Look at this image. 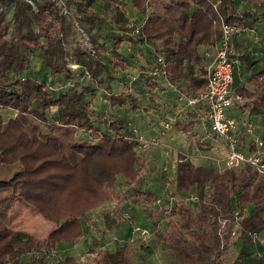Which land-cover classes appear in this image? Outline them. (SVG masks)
I'll use <instances>...</instances> for the list:
<instances>
[{
    "label": "trees",
    "instance_id": "16d2710c",
    "mask_svg": "<svg viewBox=\"0 0 264 264\" xmlns=\"http://www.w3.org/2000/svg\"><path fill=\"white\" fill-rule=\"evenodd\" d=\"M31 1L0 0V105L17 111L7 122L0 117V170H11L0 175V264H45L59 244L84 237L88 210L126 200L117 189L119 175L131 183L136 199L153 200L156 192L142 179L140 135L127 115L153 97L158 75L202 93L208 81L206 51L218 43L223 20L243 30L264 25V0H129L143 15L142 22L131 24L120 5L126 0H61L77 14L89 47L70 43L73 23L56 0ZM243 1L247 6L239 9ZM3 5L14 7L12 18ZM110 23L129 35L102 33L101 26ZM125 42L130 50L122 48ZM138 54L152 66L134 65ZM239 56L233 85L243 100L235 103L264 115V50L258 57L250 50ZM56 74L66 78L65 86L51 85L48 78ZM114 79L119 92L113 90ZM100 89L105 108L94 104ZM174 125L187 132L193 121ZM174 184L184 192L195 188L197 201L183 197L168 212L160 207L149 214L156 226L168 218L155 237L169 246L173 264H225L232 236L243 239L241 262L233 264H264V247L250 237L252 231L264 233V174L247 163L221 170L180 155ZM19 197L54 223L45 238L12 227L10 211ZM237 222L240 230L233 234ZM137 249L135 240L112 250L94 238L82 256L66 255L52 264H132ZM134 264H141L139 258Z\"/></svg>",
    "mask_w": 264,
    "mask_h": 264
},
{
    "label": "rangeland",
    "instance_id": "374dc122",
    "mask_svg": "<svg viewBox=\"0 0 264 264\" xmlns=\"http://www.w3.org/2000/svg\"><path fill=\"white\" fill-rule=\"evenodd\" d=\"M28 1L32 2L31 0ZM56 1L61 6L62 11L68 15V18L73 23V32L69 35L70 43L73 45L75 42H79L90 47L91 45L89 43L88 36L86 32H84V30L81 28L80 23H78L77 21V14L73 10H71V12L67 11L68 7L64 5L63 1ZM247 3L248 1L241 2L239 4V9H244L247 6ZM120 5H122L126 9L127 21L129 24H131L135 20L142 22L143 15L133 8L129 0H126V3H121ZM2 8L7 10L8 17L12 18L14 7H7L3 5ZM110 24L102 25L100 28L101 32L105 34L109 31L117 33L124 32L129 35V33H127L126 31H121L116 26ZM14 27L15 24H13L11 28V33L14 32ZM243 32V40L248 46L252 47V51L260 53L261 49L264 50V46H262L264 45L263 24H258L255 29H244L240 33ZM100 39L103 38L100 37ZM129 47L130 46L128 42H125L122 45V48L125 50H130ZM137 62L140 65L145 64V62L141 63L139 58ZM68 65H70V67L73 69L79 68L78 65L73 63L72 61H69ZM43 68L45 67L42 64V76H44V72H46ZM106 78L107 77H104L105 80ZM16 114V110L12 108L2 107L0 105V117H2L5 122L14 117ZM187 137L189 138V135ZM144 138H141V140ZM144 141L142 143L139 141L138 143V147L140 150V160H142L143 158L144 151H152L154 150L153 148L157 145V143H155L156 145H154L152 140H148V146H145ZM154 141H158V138H156V140ZM195 141H197L198 145H201V147H205V145L207 144L204 141ZM168 146V151H172L174 147L172 145ZM169 158V161L166 162L160 169V172H162L161 174L159 173V170H157V163L153 162L146 168L145 172L142 175V179H144L145 181V187L150 188L151 190L155 181L160 180L162 182L161 191H156V197L151 201H146L143 196L142 198L136 199V195L131 183L127 180L126 177H124V175H119L117 181V189L121 194L126 196V200L123 201L120 205L115 200L107 201L96 207V209L93 208L94 210H88V216L90 217V219L85 223V230L87 233L79 241V244H83V242H85L87 238L93 237L99 240L100 247L105 246L107 248L111 247L114 249V247L119 246L120 244L125 242V240H135L138 249L136 250V253L133 257L132 264H134L136 258H139L141 264H173V257L169 246H167L163 242L157 241L155 237L156 228L164 229L168 223V218L163 217L159 225L156 226L151 221L149 214L151 210L157 208V205L159 204H156L157 198H161V205L162 207L166 208L167 206H172L175 200L181 199L183 197H187L191 203H195L197 200L194 196H196L197 192L195 188H193L190 192H184L175 188L174 179L176 177L177 163L180 160V155H177L175 157L169 156ZM211 158L212 157L202 159L195 158L193 160L197 163L213 164L219 168V165L223 162V159L221 158L218 162V160L210 161ZM154 160L156 161L157 159ZM166 165L168 168L165 169ZM9 172H11V170L3 169L0 170V175H7V173ZM163 181L165 183H163ZM10 223L12 227L30 232L42 239L46 237L49 230L54 226L53 222L43 218L42 215L37 211V209H35L21 197L17 198L13 203L12 209L10 211ZM137 226L148 228L150 232L146 235L142 234L141 230L136 229ZM74 243L75 242H73V244ZM242 244L243 239L241 237L232 236L228 248H225L224 250L223 262H225V264H233L234 260L240 261V259H238V252L241 249ZM68 245L66 244V246ZM66 246H57L56 250L53 253L49 252V254H47L45 264H52L56 258L61 257L64 253L63 249H65ZM80 246L81 245H75L71 247L76 250L75 248H78ZM252 246L251 248L254 249V245ZM35 253L37 255L42 254L41 250L39 249H37ZM75 253H77V251ZM78 255L82 256L83 253ZM244 261L246 262V260ZM247 263L248 262H246V264Z\"/></svg>",
    "mask_w": 264,
    "mask_h": 264
},
{
    "label": "crops",
    "instance_id": "0c3cea01",
    "mask_svg": "<svg viewBox=\"0 0 264 264\" xmlns=\"http://www.w3.org/2000/svg\"><path fill=\"white\" fill-rule=\"evenodd\" d=\"M243 33H238L235 36V45L238 51L246 53L252 51V47L248 46L243 40ZM263 46V45H262ZM207 52V51H206ZM254 55L258 57L263 53L254 52ZM136 61L134 63L138 64L137 60L139 58L141 63H144L146 66H152L145 56L140 54L136 55ZM255 59V58H254ZM134 67V66H133ZM258 67V63L254 64L252 70ZM240 68L245 72L247 65H242ZM136 71V70H135ZM51 80V85L63 87L67 84L66 78L62 77L61 74H56L55 76H50L48 78ZM158 85L153 89V97L146 99L142 103V107L139 108L136 112H130L127 115L128 124L134 125V128L137 130V134L144 139L139 141L142 143L144 140H152L158 138V141L153 142L154 145H157L153 148L154 150H149L148 152L143 153V158L145 159L146 168L150 166L153 162H156L158 165L159 173L163 165L168 162L170 159L169 156L175 157L177 155H183L190 159H202L212 157L210 161L223 159L227 154V144L225 141L214 134L210 129V122L207 118L208 106L204 100H197L191 102L192 99L196 98V94L189 92L183 87H178L170 82L165 81V78L161 75H158ZM118 79L111 81L113 85V90L116 92L121 91L118 86ZM184 86V85H183ZM235 90V88H234ZM236 92V91H235ZM101 89L97 91V96L94 99V104L99 105L101 108L106 107L105 99L103 98ZM111 107V106H110ZM147 107V108H146ZM122 108H113L111 111H122ZM229 114L238 117L242 120V126L239 130L241 144L245 150H248L250 146L252 148L255 145V138L259 137L264 140V115L263 114H251L242 110L238 103H234L229 109ZM249 118L252 119L254 124V131L249 132L246 129L245 122ZM189 122L193 121L192 127L189 131L184 132L175 127L174 122ZM186 125V124H184ZM189 135V138L187 137ZM204 141L207 144L205 147L198 145L197 141ZM159 142V143H158ZM172 145L174 148L172 151H168L169 146ZM182 148V149H181ZM145 149V148H144ZM138 154H140L139 147H137ZM264 151V150H263ZM206 153V154H205ZM142 158V159H143ZM154 159H157L156 161ZM180 159V158H179ZM149 163V165H148ZM168 168L167 165L165 169ZM163 183H165L163 181ZM148 185V184H146ZM162 182L160 180L155 181L152 190L161 191ZM96 209V208H94ZM92 209V210H94ZM89 215V213H88ZM45 238V237H44ZM83 238V237H82ZM81 238V239H82ZM42 239V238H40ZM81 239L74 241L75 243L63 242L58 246H66L63 249L64 253L61 257L66 255L79 256L78 254L85 253L91 240L94 238H87L83 244H79ZM73 244V245H72ZM81 245L76 247L74 250L71 246ZM114 247L110 249L115 250ZM77 251V253H75ZM82 251V252H81Z\"/></svg>",
    "mask_w": 264,
    "mask_h": 264
},
{
    "label": "built area",
    "instance_id": "2783aa9c",
    "mask_svg": "<svg viewBox=\"0 0 264 264\" xmlns=\"http://www.w3.org/2000/svg\"><path fill=\"white\" fill-rule=\"evenodd\" d=\"M243 29L234 21L223 20L221 23L220 39L211 51H207L209 58L207 66V86L191 102L204 100L208 106V119L211 131L222 138L227 144V154L224 162L219 165L221 170L226 168H237L247 163L254 167L258 172L264 174V140L256 138L255 150H245L241 144L239 130L242 126V120L236 116L230 115L228 109L236 102H242L241 95L234 90L235 70L241 64L239 51L235 45V36ZM159 59H162L161 57ZM246 129L249 132L254 131L253 121H244ZM142 137L140 136V139ZM152 139V142H155ZM148 146V140L144 141ZM197 199V195L194 196ZM159 203V204H158ZM157 208L162 207L161 198L156 200ZM165 208V207H164ZM171 206H167L168 212ZM142 234H148L150 230L137 226ZM240 230L238 222L236 223L233 234ZM254 244L264 247V234L259 231L250 233Z\"/></svg>",
    "mask_w": 264,
    "mask_h": 264
}]
</instances>
